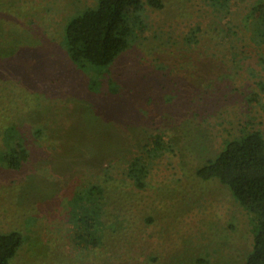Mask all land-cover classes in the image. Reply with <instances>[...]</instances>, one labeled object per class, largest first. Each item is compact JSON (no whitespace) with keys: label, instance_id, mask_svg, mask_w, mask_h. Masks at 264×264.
I'll list each match as a JSON object with an SVG mask.
<instances>
[{"label":"rangeland","instance_id":"1","mask_svg":"<svg viewBox=\"0 0 264 264\" xmlns=\"http://www.w3.org/2000/svg\"><path fill=\"white\" fill-rule=\"evenodd\" d=\"M3 1L12 4L0 46L39 96L0 102L1 123L26 135L30 154L22 171L0 165V233L22 237L8 264H243L251 216L226 186L194 175L226 141L248 131L264 138V41H255L248 18L264 0H231L228 13L207 0L146 6V28L93 92L94 73L70 63L61 34L94 0ZM192 32L199 43L188 47ZM186 84L194 88L181 90ZM157 135L172 147L153 161L147 188L122 186L128 161L145 159L141 147ZM111 157L118 189L104 192V208L114 217L89 231L83 192L104 179Z\"/></svg>","mask_w":264,"mask_h":264},{"label":"trees","instance_id":"2","mask_svg":"<svg viewBox=\"0 0 264 264\" xmlns=\"http://www.w3.org/2000/svg\"><path fill=\"white\" fill-rule=\"evenodd\" d=\"M207 1L221 12L228 13L231 0ZM11 4V1L0 0V22L3 25L4 23L8 25L4 13L8 12ZM146 6L156 10L164 8L161 0H94L92 6L82 9L66 20L62 27L61 44L68 60L77 70L97 74L96 76L93 74V78V75L89 76L88 91H95L99 84L97 80L101 79L103 73L110 72L119 56L137 41L138 32L146 28ZM249 17L253 19L250 24L253 27L254 39L260 44L264 41V2L252 9ZM2 24L0 30L5 32ZM183 42L190 47L197 45L199 40L192 32L183 38ZM7 55L8 51H4L0 46V102L2 105L7 101L13 104L15 97L28 98L29 95L37 100L39 96L32 91L33 81L27 77L23 68L11 65L5 59ZM234 55L235 52H231V56L235 57ZM188 87L194 88L192 84H186L180 89L187 91ZM114 90L117 88L112 87L108 93L101 95L109 100V95ZM8 94L13 97L8 98ZM0 116V119L4 117L2 114ZM32 132L35 139L44 136L40 127L33 129ZM22 133L9 121L5 124L0 121V165L5 170L22 171L30 161L27 137ZM171 145L168 144L169 149ZM167 148L164 147L159 135L155 136L151 145L142 146V154H145L146 158L143 159L141 154H135L128 161L122 171L123 179L120 180L122 186H131L137 191L145 190L153 161ZM113 155L116 156V153ZM113 160L115 158L111 157L103 170L104 179L97 180L98 183H92L84 189V202L80 207L85 228L89 231L96 225L109 224L114 217L113 213L111 217L107 216L108 210L104 208L109 205V197L105 198L104 192L113 193L118 189V186L113 184L115 179L110 170ZM194 176L203 181L215 179L226 186L236 204L251 216L252 249L243 264H264V138L261 133L248 131L226 141L214 158L207 159L195 170ZM100 198L104 200V206L99 205ZM89 237L91 238V234ZM21 245L22 237L18 232L0 233V264H8Z\"/></svg>","mask_w":264,"mask_h":264}]
</instances>
